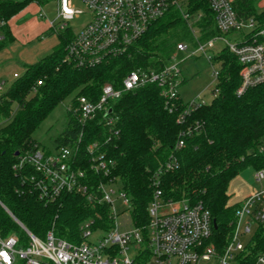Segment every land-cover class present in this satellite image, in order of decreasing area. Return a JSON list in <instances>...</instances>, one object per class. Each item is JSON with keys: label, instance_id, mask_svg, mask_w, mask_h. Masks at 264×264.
Here are the masks:
<instances>
[{"label": "trees", "instance_id": "trees-1", "mask_svg": "<svg viewBox=\"0 0 264 264\" xmlns=\"http://www.w3.org/2000/svg\"><path fill=\"white\" fill-rule=\"evenodd\" d=\"M34 1L44 5L49 0H0V21L6 22L0 28V51L15 40L11 19ZM258 2L232 1L241 19L257 22V31L264 30V11H258ZM190 10L204 13L198 22L202 40L220 34L207 0H190ZM73 36L70 29L58 33L53 51L25 65V71L0 93V233L8 237L16 232L20 246L28 245L30 238L14 217L39 238L51 230L70 242L81 240L80 224L96 214L103 219H96L98 225L108 228L112 223L108 205L92 206L82 195L68 192L45 201L37 189L29 188L34 169L14 170L20 155L37 143L33 133L41 123L74 94L96 98L103 84L120 86L133 69L164 67L177 42L193 40L187 20L179 10L171 9L123 55L92 68H79L65 61ZM255 38L264 43V34ZM214 61L220 66L218 93L210 103L195 105L184 121H178L185 108L183 101L176 102L171 111L160 88L150 84L125 93L114 104L117 135H111L100 119L83 127L67 111L68 125L55 143H73L83 131L80 166L96 184L106 177L90 169L86 148L95 141L103 142L102 149L116 163L112 176L131 198L132 218L138 226L148 220V205L156 189L167 200L201 204L216 223L211 240L223 250L232 238L234 214L241 201L231 203V182L247 167L264 169V82L239 95L242 78L236 56L225 48ZM180 141L185 144L181 148ZM262 253L264 224L246 244L244 263L254 262Z\"/></svg>", "mask_w": 264, "mask_h": 264}, {"label": "built area", "instance_id": "built-area-1", "mask_svg": "<svg viewBox=\"0 0 264 264\" xmlns=\"http://www.w3.org/2000/svg\"><path fill=\"white\" fill-rule=\"evenodd\" d=\"M81 1L85 9L78 8L72 0H58L56 20L47 21L48 29L56 35L69 29L73 31L65 61L79 68H92L123 55L171 9L179 10L193 36L192 41L177 42L169 63L160 69H133L124 76L120 86L110 82L103 84L96 98L74 94L68 111L83 127L100 119L111 135H117L115 123L118 117L114 104L125 93L150 84L160 88L166 105L173 111L175 103L182 100L179 89L185 78L180 65L197 54L216 66L212 65L216 81L213 96L218 93L220 76V66L214 58L225 48L236 56L241 66L239 95L264 82V43L255 38L256 34L263 35L264 30L257 31L258 24L254 19H241L233 8L232 0H207L220 31L207 40L201 39L202 31L198 25L204 13L191 12L190 0ZM83 13H88L90 20L80 30L74 31L69 21ZM40 16L46 15L41 12ZM5 23L0 21V28ZM230 36L234 39L230 40ZM218 42H222L224 47L216 50ZM19 76L14 74V78ZM3 83H0V93L5 91ZM201 102L204 103L200 99L188 103L183 101L185 108L178 121H184L186 114ZM83 134L82 131L73 143L56 145L54 150L43 149L36 143L20 155L13 168L19 172L26 168L34 169L35 173L29 177V188L37 189L45 201L56 200L68 192L82 195L92 206L108 205L111 226L98 225L96 219L101 220L102 216L96 214L80 224L81 240L70 242L57 237L51 230L44 238H39L14 217L30 241L28 245L20 246L16 232L8 237L0 233V264H245L246 243L242 237L253 235L254 227L264 224V169L255 170V178L262 186L239 202L234 214L232 238L223 250H218L211 240L214 223L210 212L201 204L167 200L160 189L155 190L148 205L146 224L136 225L132 218L131 198L118 178L112 176L116 163L102 149L104 143L95 141L89 144L86 154L90 169L103 174L106 180L92 184L80 166L82 159L78 156ZM184 145V141L179 142V148ZM118 203L121 211L117 208ZM126 213L130 215V223L126 219L119 223L118 217ZM250 264H264V253Z\"/></svg>", "mask_w": 264, "mask_h": 264}, {"label": "rangeland", "instance_id": "rangeland-1", "mask_svg": "<svg viewBox=\"0 0 264 264\" xmlns=\"http://www.w3.org/2000/svg\"><path fill=\"white\" fill-rule=\"evenodd\" d=\"M72 1L78 8L85 9V6L81 0ZM41 12H44L46 16L41 17ZM57 15L58 0H49L44 5H39L35 2H32L12 19L11 25L19 36H25L27 39H30V42L26 43L23 47L31 50L35 48V46H38L40 43L46 41V37L49 38L51 35L50 30L43 31V29H45L47 21L56 20ZM89 20V14L83 13L79 17L71 19L69 24L74 31H78ZM229 38L230 40H233L234 36H230ZM222 47H224L222 42H218L216 44V50H219ZM212 53L214 52L212 51ZM42 56L43 55H41L39 58H42ZM14 57L17 60L18 65H20L21 68H24V63L19 60L20 58L18 54H15ZM212 65L203 55L200 54L189 57L181 63L180 69L182 70L185 80L180 86L179 93L180 97L185 103L194 101L196 99L203 100L206 103H210L212 101V90L216 84V81L213 77L214 65ZM1 82L3 81L0 80V83ZM10 84L11 82L5 79L3 83L4 88L6 89L8 86H10ZM71 101L72 96L61 102L33 133V138L41 146V148L51 150L55 149V139L65 130L68 125L69 118L67 111ZM242 183H246L255 189H259L262 186V184L256 180L255 169L252 167H247L237 178H234L231 182L230 189L231 192H234V198H239V193L236 192V190L243 185ZM117 208L119 211L122 210L120 203H118ZM125 219L130 223V215L128 213H126L124 216L120 215L117 221L122 223ZM256 230L257 227H254V232ZM251 237L252 235L242 237V240L247 244Z\"/></svg>", "mask_w": 264, "mask_h": 264}, {"label": "crops", "instance_id": "crops-1", "mask_svg": "<svg viewBox=\"0 0 264 264\" xmlns=\"http://www.w3.org/2000/svg\"><path fill=\"white\" fill-rule=\"evenodd\" d=\"M257 8L258 11H264V0H259ZM11 21H10V27L12 29V33L15 37V40L8 47L0 51V80L5 81V79H7L12 83L13 80L15 79L14 74L15 73L22 74L25 71V65L35 63L40 59H42L43 57H45L47 54L51 53L55 48V46L58 44V37L56 34L53 33L49 36V38L47 37L45 38L47 39L46 41L40 43V45L38 46H35V48L31 50L28 48H24L23 46L26 43L30 42V39H27L25 36H21V35L19 36L17 32L14 31L11 25ZM44 30L45 31L49 30L47 25L45 29H43V31ZM15 54H18L20 58L19 60H21L24 63V68H21V66L18 65L17 60L14 57ZM41 55H43L42 58H39L41 57ZM242 184L243 185L239 188L237 187L238 189L236 190V192L239 193V198H234L233 197L234 192H231L232 193L231 203L239 202L240 200H242L243 198H245L246 196L250 195L255 190H257L246 183H242Z\"/></svg>", "mask_w": 264, "mask_h": 264}, {"label": "water", "instance_id": "water-1", "mask_svg": "<svg viewBox=\"0 0 264 264\" xmlns=\"http://www.w3.org/2000/svg\"><path fill=\"white\" fill-rule=\"evenodd\" d=\"M214 227H216V223L214 222Z\"/></svg>", "mask_w": 264, "mask_h": 264}]
</instances>
